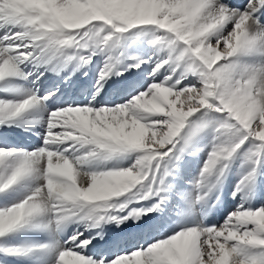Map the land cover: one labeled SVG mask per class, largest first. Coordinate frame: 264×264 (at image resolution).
<instances>
[{
	"label": "snow or ice",
	"instance_id": "6c2138e0",
	"mask_svg": "<svg viewBox=\"0 0 264 264\" xmlns=\"http://www.w3.org/2000/svg\"><path fill=\"white\" fill-rule=\"evenodd\" d=\"M143 36L151 55L128 53ZM99 54L86 100L26 115L59 89L16 81ZM13 91L24 94L0 96V264H264V0H0V92ZM41 120L39 146L7 143ZM205 150L187 179L185 157ZM237 161L240 202L206 223ZM70 225L63 242L8 239Z\"/></svg>",
	"mask_w": 264,
	"mask_h": 264
},
{
	"label": "bare ground",
	"instance_id": "6f19581e",
	"mask_svg": "<svg viewBox=\"0 0 264 264\" xmlns=\"http://www.w3.org/2000/svg\"><path fill=\"white\" fill-rule=\"evenodd\" d=\"M234 2L239 3L240 0H234ZM128 53L130 54H144V55H151V46L143 41H137L132 43L130 47L127 48ZM104 60V56L99 54L93 58L91 64L85 66L79 71V74H71V68L65 69L59 74L53 72H45L43 76H39V79H36L38 76V72L34 73L33 76L29 77L28 80H18L16 81L14 87L20 90L23 89H36L39 88V95H43L48 90L59 89L57 92V99L54 102H45L46 108L37 106L36 108L32 109L26 115L29 118H46L48 115V111L51 110L55 106H62L64 103H79L83 102L88 98V91L92 84H94L96 74L99 68L102 66ZM144 71L142 76L144 79H147V72L150 70L151 65L147 67L142 66ZM40 71H44L43 68ZM87 71L88 75L85 76L83 73ZM132 71L139 72L138 69H133ZM127 74V73H125ZM68 76V79L65 80L64 77ZM113 79H119L118 77H113ZM32 81H35L33 84ZM23 91H13L11 93L0 92V96H8L10 98H19L23 95ZM31 130H26L25 128L17 127L15 131L8 133L7 143L12 146H20V147H37L42 142V133H43V121L41 120L40 123H36L34 125L28 126ZM4 143V137H0V144ZM126 161L122 158H116L113 161L109 162L110 165H118L124 164ZM98 167H103V164L97 165ZM190 166V165H189ZM186 168V178L189 177ZM262 171V176L264 177V169ZM238 180L235 174L230 171L227 175V178L224 181L222 192L223 196L221 198L222 204H218L216 210L212 209L213 214L212 216L207 217V223H217L221 221V219L227 215L228 211H231L236 204L240 202L239 194L234 199L232 196V190L235 186V182ZM260 180V178H259ZM261 181V180H260ZM263 181V180H262ZM37 181L35 178H32L27 181L21 182L19 185L14 186L13 188V195L14 199L23 198L28 192L31 190L32 187L35 186ZM260 199L263 200L264 193H259ZM5 198L2 193H0V205L4 204ZM11 203V200L7 201ZM259 201L254 200L253 205L255 206ZM75 228V225H70L66 232L61 235L56 233L53 236L49 230L47 229H40V230H26L16 234L11 235L8 239L11 242L20 243V242H46L52 240H59L63 242V240L67 239V236L71 234L72 230ZM12 264H32V262L24 257H11ZM55 259V253L49 254L47 264H52V261Z\"/></svg>",
	"mask_w": 264,
	"mask_h": 264
},
{
	"label": "rangeland",
	"instance_id": "374dc122",
	"mask_svg": "<svg viewBox=\"0 0 264 264\" xmlns=\"http://www.w3.org/2000/svg\"><path fill=\"white\" fill-rule=\"evenodd\" d=\"M149 37L148 36H143V37H140V38H132V39H135V42L137 41H143L145 43H147V39ZM129 42L128 41H125V44L127 45ZM132 44V43H131ZM130 44V45H131ZM80 71V70H79ZM79 71L76 72V75L79 74ZM75 74V73H74ZM115 78V77H114ZM207 142V139L205 138L204 140L201 141V146ZM205 155H206V150L205 151H200V152H197L195 155H192V156H186L185 159L188 161V167L189 169H187V172L189 174V177H187V179H191L192 176L196 175L197 174V171L199 169V167L201 166L203 160L205 159ZM190 165V166H189ZM231 171L235 174L236 178L239 179V162L237 161L233 166H232V169ZM260 180L262 182H264V177L261 175L260 176ZM237 182V180H236ZM235 182V184H236ZM261 193H264V192H261ZM223 196V192L221 191V198ZM263 200H264V195H263ZM218 206V205H217ZM217 206L213 209L216 210ZM213 214V211H211L208 216H212ZM207 216V217H208ZM207 217H206V223H207ZM224 218V217H223ZM223 218L221 220H223ZM210 223V222H209ZM214 223V222H213ZM218 223V222H217Z\"/></svg>",
	"mask_w": 264,
	"mask_h": 264
}]
</instances>
